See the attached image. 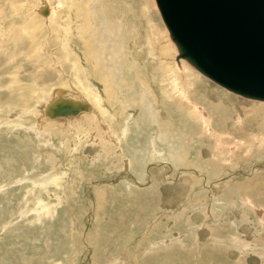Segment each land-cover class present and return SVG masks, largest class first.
I'll list each match as a JSON object with an SVG mask.
<instances>
[{
    "label": "rangeland",
    "instance_id": "rangeland-1",
    "mask_svg": "<svg viewBox=\"0 0 264 264\" xmlns=\"http://www.w3.org/2000/svg\"><path fill=\"white\" fill-rule=\"evenodd\" d=\"M72 1L78 0H0V264H264V171L234 173L264 160V103L223 89L184 61L199 78L178 70L176 47L154 0H85L90 9L78 4L79 13L94 19L95 37L88 33L91 42H85L94 41L101 55L87 61L94 45L89 48L69 28L78 18ZM29 28L38 38L25 32ZM76 56L91 91L75 78ZM168 65L192 85L187 90L193 99L213 109V132L223 137L222 148L178 106L184 97L165 77ZM63 80L93 105L99 95L109 114L104 121L121 118L108 122L115 130L116 123H128L122 157H106L88 141L73 153L71 133L77 130L67 131V142L55 130H41L35 112L48 98H39L40 89L51 92ZM141 80L148 94L139 99ZM167 87L180 100L164 96ZM171 145L184 160L170 159ZM192 160L214 166L215 174L201 179L191 170ZM123 176L135 183L123 182ZM184 207L190 208L177 218ZM240 207L248 222L240 220Z\"/></svg>",
    "mask_w": 264,
    "mask_h": 264
},
{
    "label": "water",
    "instance_id": "water-1",
    "mask_svg": "<svg viewBox=\"0 0 264 264\" xmlns=\"http://www.w3.org/2000/svg\"><path fill=\"white\" fill-rule=\"evenodd\" d=\"M155 4L177 48L176 59H185L236 95L264 101V0H155ZM83 108L56 100L48 114L62 116Z\"/></svg>",
    "mask_w": 264,
    "mask_h": 264
},
{
    "label": "bare ground",
    "instance_id": "bare-ground-1",
    "mask_svg": "<svg viewBox=\"0 0 264 264\" xmlns=\"http://www.w3.org/2000/svg\"><path fill=\"white\" fill-rule=\"evenodd\" d=\"M50 1V0H49ZM68 1V0H67ZM81 3H77V2H80ZM90 3L92 0H89ZM88 1V3H89ZM72 1L70 3H72L71 5V9L74 10H80L79 9V5L82 4V6L85 4V3H82V2H86L85 0H78L76 1V3ZM94 2V0H93ZM92 2V3H93ZM155 2V0H154ZM88 3L86 2V6L88 5ZM90 3H89V9L91 8L90 6ZM91 3V4H92ZM95 3V2H94ZM79 4V5H78ZM78 5V6H77ZM93 5V4H92ZM156 5V4H155ZM47 8H48V4H47ZM82 8V7H81ZM70 10V9H69ZM83 10V9H82ZM105 10V9H104ZM158 10V9H157ZM68 11V10H67ZM86 11V10H85ZM91 11V10H90ZM70 12V11H69ZM84 12V11H83ZM72 13V12H70ZM76 13V12H75ZM87 15H84V14H81L77 11V21L73 24V25H70V29H76L78 32H77V35L80 36V38L83 39L84 43L87 44L86 42H91V38L87 35L88 33H92V31H90L91 29V26L94 28L95 25L94 24V19H93V15H90L88 12H86ZM85 13V14H86ZM49 15V14H48ZM76 16V15H75ZM63 18V17H62ZM76 18V17H75ZM92 18V19H91ZM61 19V18H60ZM93 20V22H92ZM26 22V21H25ZM119 22L123 23L122 20L119 19ZM18 23V22H17ZM113 24V22L111 23ZM164 24V23H163ZM124 25V23H123ZM151 26V25H149ZM62 27V26H61ZM166 28V27H165ZM26 29V28H25ZM59 29V28H58ZM151 29V28H150ZM69 30V29H68ZM167 30V29H166ZM24 31V30H23ZM35 30H29L27 29L25 32L27 34H30L32 35L31 38H38L37 36V33L36 31L33 32ZM24 32V33H25ZM168 32V30H167ZM59 33V31H58ZM69 33V32H68ZM67 33V34H68ZM95 32L92 33V37H95ZM6 35H7V32H6ZM57 35V34H56ZM169 35V33H168ZM59 36V35H57ZM66 36V35H65ZM63 39V37H61ZM170 38V36H169ZM81 39V40H82ZM93 40V39H92ZM147 40L148 42L151 41L150 39V35L147 36ZM66 41V40H65ZM86 41V42H85ZM172 41V40H171ZM37 42V41H36ZM173 42V41H172ZM93 43V44H92ZM90 45L91 47L93 46V48L91 49L90 46H87L90 48V50L88 51V53L86 54V60L87 61H91L94 57L97 58L96 56L100 57L101 55H99V50H96L95 48V44H94V41L92 42ZM69 45V44H68ZM175 45V44H174ZM169 47V46H168ZM176 47V46H175ZM151 48H154L156 49L155 47L151 46ZM171 49V48H170ZM87 51V50H86ZM101 51V50H100ZM68 52V51H67ZM176 52H177V48H176ZM72 53V52H71ZM152 53H154V51H150L148 52L149 55H152ZM104 54V53H102ZM66 56V55H65ZM177 56V54H176ZM70 59V58H69ZM103 59V58H102ZM73 60H74V57H73ZM175 60L177 63L180 64V69L178 70H181L182 72L183 71H186L188 72L186 75H187V78H189L190 76H193L195 75L194 74V71L193 73L190 72L186 67H188L185 63L183 62H180V61H184L186 62L190 67H192L195 71L196 69L191 66L185 59H176L175 57ZM156 61V60H155ZM91 63V62H90ZM96 63V62H95ZM161 63L163 64H166L164 61H161ZM72 66L75 67V72H76V79L78 80V82L81 84L80 86H82L84 88V90H92L86 83V80H87V76L85 74V70L81 69V65L79 64V58L76 56L75 60L71 63ZM186 66V67H185ZM94 67V66H93ZM191 68V70H192ZM95 69V68H93ZM57 71V70H56ZM60 73V72H59ZM84 73V74H83ZM97 73V72H96ZM166 75L165 77L169 80V82L171 83L172 87L174 90L177 91V93L181 96V97H184L183 98V102H178V106H181L182 108H186L188 111H189V115L192 119L195 120V122L197 123V125H199V127L201 128L202 130V133L204 135L206 134H210V135H214V132H213V127H212V122H213V118H214V114H213V109L205 106L204 104L200 103V99H193V95L190 96L189 95V92L187 89H191L192 88V85H189V84H185L183 82V77L182 75H179L177 72L174 71V66L173 65H168V68L166 69V71L164 72ZM196 73V72H195ZM197 75L200 73H196ZM104 75V74H103ZM195 75L197 78H199V76ZM81 78V79H80ZM195 78V77H194ZM84 81H83V80ZM103 79V77H102ZM62 80V79H61ZM76 80V81H77ZM106 84H105V87L108 88L109 85H110V79H106ZM210 80V79H209ZM86 83V85H84ZM142 84V87H143V93L141 94V96H139V99L141 97H146V93L148 94V87L146 85V83L141 80L140 82ZM66 85H68V81H65L63 80V83L60 84L58 88H53L51 90V92H44L43 91V88H41V92H42V95L39 96V98H43V97H47L46 100L37 110H36V114L38 116V118L41 119L42 121V127L44 128H41V130L43 132H49V131H56L57 133H60L65 139V142H67V133L69 134V130H77L76 132L74 133H71V135L73 136V144L74 146L70 145L71 146V152L74 153L73 149H80L81 147H83V144L85 143V141H88L90 142L91 144H98V146L101 148L102 147V150H103V153L102 155H105L106 157L110 156V155H118V156H121L122 155L120 154L122 152V150L119 151V147L121 145V142H122V138L123 136L126 134L127 131H129L127 129L128 127V123H127V126L123 123V124H120V123H116V127H118V129L115 130V127H113V123L112 125H109L111 123L108 124V122L110 121H114L115 119H107L106 121H104V114L107 113L108 114V110H106L107 108H103L101 109V106H100V102L101 101V98L99 95L95 94V100H96V104L93 105L91 100L86 97L85 98V95L81 94V92H77L76 93H73V91H75V88H72V87H67ZM71 86V84L69 85ZM111 86V85H110ZM197 86V84L195 85ZM219 86V85H218ZM194 88V87H193ZM224 89V88H223ZM109 90V89H108ZM170 92H168V91ZM167 90L166 89H163L161 90L162 91V94L164 96H168V99H172L173 98L175 100H180L176 97L175 95V92L170 89L169 87H167ZM226 90V89H225ZM193 91V90H192ZM199 91V90H198ZM197 91V92H198ZM228 91V90H227ZM230 92V91H229ZM40 94V92H39ZM138 99V100H139ZM56 100H63L65 102H71L73 104H80L82 106H84L85 108L79 110L77 113H69V114H66V115H62V116H51L50 114H48V108L56 101ZM257 101V100H256ZM120 102V101H119ZM261 103H264V101H261ZM130 114V113H129ZM128 114V115H129ZM86 116V117H85ZM109 116V114H108ZM107 116V117H108ZM106 117V118H107ZM115 117V116H114ZM130 117H132L130 115ZM81 120H80V119ZM239 118V117H238ZM79 119L78 121L74 122L75 120ZM129 120V119H128ZM239 120V119H238ZM40 121V120H39ZM121 121V118L119 120H115V122H119ZM125 121V120H124ZM130 121V120H129ZM123 122V120H122ZM126 122V121H125ZM128 122V121H127ZM62 123L61 125H57V124H60ZM107 123V124H106ZM163 123V122H162ZM95 124H98V125H95ZM160 124V122L156 123L155 124V127H158ZM163 124H168V123H163ZM100 127V128H99ZM154 127V128H155ZM53 128H56V129H53ZM75 129V130H74ZM39 130V129H38ZM40 131V130H39ZM121 131V132H120ZM165 135L168 137V138H172V136H174L172 133H171V129L170 128H167V131L165 133ZM262 136V134H261ZM262 139H264V136H262ZM156 140H157V137H156V130H154V133H153V137H152V145L154 146V149L156 150L157 147H156ZM214 140L218 141L217 143V147L218 148H222L225 144L224 142V139L221 135H214ZM64 141V140H63ZM69 141V140H68ZM70 142V141H69ZM87 143V142H86ZM68 144V143H67ZM179 146H180V150L181 151H184L187 155L188 154V149L184 146V144L182 143H178ZM68 146V145H67ZM76 146V147H75ZM69 147V146H68ZM75 147V148H74ZM104 147V148H103ZM121 148V147H120ZM234 149V148H233ZM170 150L171 151H168L167 154H169L170 156V159L171 160H175L176 156L175 155H179V148H177L175 145H171L170 147ZM233 151V150H231ZM223 152V151H222ZM234 152V151H233ZM146 154L148 153V151L145 152ZM221 153V152H219ZM229 153H232V152H229ZM152 157H156L158 156V152H154L151 154ZM234 154H232L233 156ZM180 156V160H184L185 158L181 155ZM185 156V155H184ZM220 157V156H219ZM231 157V154L229 156V159ZM224 160V159H222ZM232 160V158H231ZM123 161V160H122ZM226 161V159H225ZM230 161V160H229ZM192 162L194 163V165H192L191 167V170L193 171V174H197L201 179H205L209 174L210 175H213L215 174V168L214 166L212 167V169H209L207 166L205 165H200V164H197L196 163V160ZM71 163V162H70ZM79 163H81L80 159H79ZM123 164H127V161H123ZM223 164V162H222ZM117 166V165H116ZM125 166L126 165H123L122 168L125 169ZM78 168V167H77ZM128 169H130V167H128ZM127 169V170H128ZM169 168L165 167L163 168V170H165V172L168 170ZM234 169V168H233ZM125 171V170H124ZM238 172H234L235 174H238L240 173L241 177H250V176H254L255 174H258V173H261L264 171V160L263 162H253V161H250L249 163H247L246 165L242 166L241 168H239V170H237ZM75 172H77L78 174L80 173L81 174V171L80 169H75ZM128 173V172H126ZM253 174V175H251ZM82 176L83 173L81 174ZM120 175V174H119ZM238 175V176H240ZM127 176V175H126ZM192 176V175H191ZM189 176V178L191 177ZM128 177V176H127ZM132 177V176H131ZM124 181L125 183H130L131 185H133L135 182H132V181H129L126 177H124ZM133 178V177H132ZM186 182V181H185ZM208 187V186H207ZM96 191V195H98V192L97 190ZM246 196V195H245ZM243 199V202H244V198ZM235 199H233V202L231 203H235L234 202ZM252 201V200H251ZM253 202V201H252ZM244 203H248L250 204V207L252 208V210L254 211L255 209H253V204H251V202L249 201V199L245 198V202ZM191 202L189 201V203L187 205H190ZM232 205V204H231ZM187 207V206H186ZM184 207L181 212L178 213L177 215V218H179V216L183 215L185 216V212L187 213L189 208H186ZM226 206H223V208H225ZM232 207V206H231ZM236 209V208H235ZM240 215H241V221L242 220H246L245 222H248L249 219L247 218L246 214H245V210L242 209L240 207ZM191 210V209H190ZM238 210V209H237ZM258 211L255 210V214L257 213ZM260 212V211H259ZM214 214V213H213ZM204 215V213H203ZM261 216H258L257 217V220L259 221H262L263 219H261ZM189 217L188 215H186V224L189 225ZM214 217V215H213ZM204 218H206V216L204 215ZM216 221H219V217L215 219ZM241 221H239L241 223ZM207 227H210L211 229L214 230V228L211 226V225H208L206 224ZM263 225V224H262ZM149 230V229H148ZM215 233V232H214ZM212 234V233H211ZM216 234V233H215ZM146 236V235H145ZM142 246V245H141Z\"/></svg>",
    "mask_w": 264,
    "mask_h": 264
}]
</instances>
